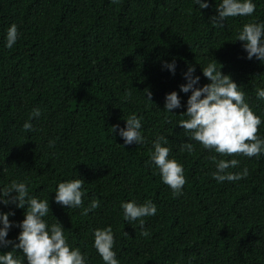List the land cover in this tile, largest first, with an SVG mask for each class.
<instances>
[{
  "label": "trees",
  "instance_id": "1",
  "mask_svg": "<svg viewBox=\"0 0 264 264\" xmlns=\"http://www.w3.org/2000/svg\"><path fill=\"white\" fill-rule=\"evenodd\" d=\"M214 4L0 0V186L25 180L30 194L49 198L46 221L63 224L68 243L88 254V264H104L92 247V230L108 225L120 264H264V154L221 156L196 141L191 153L179 151L188 139L176 123L186 118L180 112L190 92H180L179 85L189 63L202 85L208 81L199 63L218 60L264 121V101L255 96V87L264 86V63L246 58L235 40L243 23L264 21V0H255L251 16L227 17L222 25L209 19ZM13 22L19 37L5 48L4 32ZM172 57L175 74L161 65ZM171 90L181 97L176 113L163 109ZM33 107L40 115L30 118ZM133 112L144 142L122 145L111 125L124 126ZM29 119L32 127L24 129ZM158 133L168 137L169 156L183 164L186 180L177 195L146 163ZM257 134L264 136V122ZM214 155L234 156L239 164L229 171L247 167V176L217 182L210 175ZM76 176L84 180V204L99 200L87 215L53 199L58 182ZM130 199L152 200L156 214L143 217V226L125 221L120 203ZM9 209L11 220L23 218L22 208L0 204ZM19 230L13 226L8 237L15 240Z\"/></svg>",
  "mask_w": 264,
  "mask_h": 264
},
{
  "label": "clouds",
  "instance_id": "2",
  "mask_svg": "<svg viewBox=\"0 0 264 264\" xmlns=\"http://www.w3.org/2000/svg\"><path fill=\"white\" fill-rule=\"evenodd\" d=\"M194 3L199 9L209 6V0H194ZM214 7L215 14L209 19L222 25L227 17L251 16L256 5L255 0H215ZM18 37L17 24L10 23L4 32L3 46L11 48ZM235 40L242 42L246 58L255 57L264 63V21L253 19L243 23L236 32ZM199 64L208 82L201 85L200 75L196 74L195 66L189 63L182 73L186 82L179 85L180 92H190L184 105L185 110L180 112L186 118L176 123L182 126L185 136L188 137L181 142L179 151L191 153V141H196L221 156H231L233 153L247 157L264 154V136L257 134L258 126L264 121L250 107L244 90L230 73L222 71V64L218 60ZM161 65L171 74H175L176 57L161 60ZM144 95L151 100L150 89L146 88ZM129 96L130 93L126 90L123 98L128 99ZM255 96L264 101V86L255 87ZM181 106V97L176 90L165 93L163 109L166 112L176 113L173 110ZM39 115V107H33L29 113L30 118ZM124 120V126L112 124L111 133L122 138V145L142 144L144 136L139 116L133 112ZM22 127L31 129V119L26 120ZM167 140L168 137L163 134L158 133L155 136L151 141L152 149L146 163L155 165L161 181L172 190L173 195H177L182 191L186 178L183 164L169 156ZM52 143L49 141V145ZM210 159L214 161L215 168L210 175L217 182L240 180L248 174L247 167L236 172L229 171L239 164L234 156L225 159L214 155ZM83 182L78 176L58 182L54 190V201L67 208H80L81 215H87L99 206V200L94 197L87 205L84 204ZM0 204L23 209V218L18 222L10 219L14 215L12 209L0 210V249L11 245V250H0V264H88V254L68 243L63 224L58 219L56 222L46 221L45 217L50 209L49 198H38L30 194L25 180H12L0 186ZM120 207L125 221L139 220L141 226L144 224L143 217L155 215L157 212L156 204L150 199L143 202L132 199L121 201ZM13 226L20 229L15 240L8 237ZM141 235H147V232L142 231ZM92 236V247L104 264H120L114 249L111 225L94 228ZM16 251L22 255L14 254Z\"/></svg>",
  "mask_w": 264,
  "mask_h": 264
}]
</instances>
